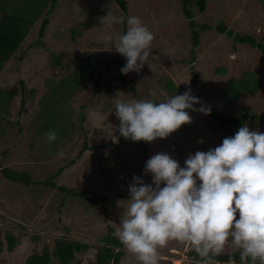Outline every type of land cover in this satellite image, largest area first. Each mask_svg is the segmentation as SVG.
<instances>
[{
	"label": "rangeland",
	"instance_id": "374dc122",
	"mask_svg": "<svg viewBox=\"0 0 264 264\" xmlns=\"http://www.w3.org/2000/svg\"><path fill=\"white\" fill-rule=\"evenodd\" d=\"M180 3L181 0H130L127 13L122 11L116 0H58L49 16L43 44L37 43L42 23L40 18L18 51L0 70V86L3 90L11 91L8 112H0L2 166L29 171L33 179L39 181L47 180L52 174L55 175L52 182L57 186L83 187L91 195L100 192L126 193L134 175L151 182V176H145L141 166L152 155L168 152L183 165L189 153L207 151L226 137L225 130L210 114L190 110L192 122L183 124L167 138H157L154 142H134L120 137L118 143L112 144L110 137L115 134V128L119 134L120 123L115 116V109L108 104L102 107L97 97L92 98L94 87L103 90L100 87L107 85L103 80L100 81L101 85H97V81L95 85L85 80L80 88L83 94L89 93L88 99L81 98L82 92L78 98L75 97V101L72 98L73 106L68 108L65 117L59 116L57 108L45 103L40 109V98L48 82L54 86L61 84V77L67 71L60 69L54 53L65 55L62 60L64 64L70 65L69 71L78 65V56L86 58L93 55L98 58V64L89 68L88 72L94 69L97 70L95 72H102L105 75L102 79L116 74L118 66L107 64L112 62L117 52L106 49L112 46V42L106 41L105 37L111 34L113 39L117 38L126 30V23L103 27L99 18L111 10L115 15L139 17L155 35L154 70L145 64L139 73H128L142 95L148 86L152 91L155 87L160 100H164L161 93L166 97L183 93L193 82L191 71L195 68L205 103L226 116H237L244 112L256 114L263 121L248 118L246 123L250 129L264 132V85H261L264 82V52L245 43H241L239 49L234 51L233 39L215 28L221 21H226L233 32L249 33L264 39V0H207L208 8L203 12L199 7H192L195 22H199L196 29L200 32V44L195 47L197 59L194 62L190 60L193 47L190 19L183 14ZM202 24H208L209 28L202 30ZM74 29H80V33L73 35ZM222 66L226 67L223 73L218 70ZM250 67L258 75L256 83L261 85L260 91L255 95L244 93L239 102L242 104L238 106L225 103L223 97L220 99L221 84L225 87L231 78L237 81L241 69L250 72ZM215 75L218 76L216 80ZM251 79L254 83L253 77ZM21 80L29 88L25 92ZM212 80L216 81L215 89L211 87ZM124 88L122 84L115 88L113 107L115 100L120 97L134 100L132 92L124 93ZM32 89L35 92H31ZM2 98L4 95L0 94V101ZM49 99L48 102H54L51 97ZM42 107L45 111L40 117L36 110L41 111ZM71 113L72 118L69 116ZM44 115L47 117L44 118ZM84 115L85 119H82ZM65 118L73 120L74 123L69 121L73 129L63 136L64 145L58 144L57 149V141L63 132H57V139L52 142L46 139L45 134L53 127L56 130V126ZM243 125L235 129L238 131ZM85 143L89 147L80 154ZM73 158L74 163L64 166L65 169L58 173L61 165ZM102 165H109V174H120L109 178L101 170ZM57 186L37 189L35 185L28 187L22 183L16 184L10 182L0 170V264H24L35 251H42L47 246L52 250L55 239L63 236L90 244L88 249L77 253V258L82 263L93 261L97 246L101 244L100 236L115 233L120 227L123 210L117 201L125 198L110 199L105 203L106 211L102 208L103 204L89 210L91 205L83 198L65 196ZM111 228L115 231H111ZM11 233L19 236V244L13 251H9L7 242V234ZM123 249L125 252L118 264H141L134 253L124 246ZM236 250L234 246L226 247L223 253ZM159 251L163 258L162 264H188V260H185L188 258L187 251L194 252L190 242L178 240L169 241ZM54 261L57 263L58 260L54 258Z\"/></svg>",
	"mask_w": 264,
	"mask_h": 264
},
{
	"label": "clouds",
	"instance_id": "9594fccd",
	"mask_svg": "<svg viewBox=\"0 0 264 264\" xmlns=\"http://www.w3.org/2000/svg\"><path fill=\"white\" fill-rule=\"evenodd\" d=\"M99 19L105 28L126 23V30L117 38L111 34L105 37L112 42L106 49L126 60L122 74L139 73L145 64L153 69L155 35L139 17L115 15L111 10ZM150 96L115 100L113 109L120 123L119 134L115 128L110 137L114 143L120 137L134 142L167 138L192 122L189 110L206 115L212 111L191 87L164 100L156 91H150ZM45 135L52 142L58 133L51 129ZM143 171L151 176V182L140 175L132 177L128 198L117 201L123 211L115 232L141 264H162L159 249L171 240L190 242L203 258L187 251L188 264H213L216 260L247 264L215 258L231 246L251 264H264V132L245 123L217 146L189 153L183 165L162 151L146 160Z\"/></svg>",
	"mask_w": 264,
	"mask_h": 264
},
{
	"label": "trees",
	"instance_id": "16d2710c",
	"mask_svg": "<svg viewBox=\"0 0 264 264\" xmlns=\"http://www.w3.org/2000/svg\"><path fill=\"white\" fill-rule=\"evenodd\" d=\"M58 0H0V70H2L3 66L8 62L13 55L18 51V49L21 47L23 42L26 40L27 35L30 31V29L34 26V24L42 18V23L39 27V33H38V44H43V40L46 34V28L50 22L49 16L53 13V9L56 7ZM129 1L130 0H116L119 7L122 9V11L128 13L129 9ZM181 7L183 14L190 19V24L192 28V39H193V47H192V53L190 60L192 62L196 61L197 54L195 51V47L200 44V32L197 28V23L195 22V16L193 13L192 7L196 6L199 7L200 11L203 12L208 8L207 0H181ZM226 21H221L216 25V30L220 31L222 34H226L229 38L233 39V49L234 51L239 49V45L241 43L248 44L252 47L258 48L261 51L264 52V39H262L261 36L259 38L253 36L249 33H241L236 31H231L229 29V26ZM201 29H208V24H202ZM73 35H77L80 33V29H74ZM233 53V52H232ZM237 57V54L234 53ZM55 59L58 63V65L61 67L60 69L63 71H66V73L61 77L62 83L59 85L52 84V82H48L49 85L45 87V93L40 98V109L43 103L48 105L52 108H57L59 110V116L65 117L66 111L68 113V108L72 107L71 99L73 98L75 101V97L78 98L79 93L83 91L80 86L85 82L91 81V83L95 84V81H97V85L100 84V81L103 80L107 84L103 88V90L93 88L92 98H98L99 99V105L102 107L110 106L113 108V101H112V95L116 94L114 93L115 88L119 86V84H122L125 92H132L134 100L138 99H150L152 98L150 96V91H152V88L150 86L146 87V91L144 92V95H142L141 91L139 92L137 84L134 82L133 78H131L128 74H122L120 69L121 67L126 63L125 58L120 55L118 52L116 53L115 57L113 58L112 62L108 63L107 65H117L118 71L116 74L111 77H106L105 79H102V76H105L102 72H95L97 70H92V72H88L89 68L95 67L98 64V58L96 56H87L86 58L77 57L79 60L78 65L76 68L72 71H69V67L66 63H63V58L65 55L61 53H54ZM240 58V57H239ZM236 59V58H235ZM238 60V58H237ZM194 68V67H192ZM251 69V67H250ZM220 72H225L226 67L222 66L218 69ZM250 72L245 70L244 68L241 69V72L239 73V79L235 81L231 78L230 81H228V84L226 83V86L222 87V84L219 89L221 93H219V96H221L220 99H222L227 104H233L234 106H238L241 102L240 97L244 93H248L251 95H255L260 91L261 85H264V82L261 83L259 86L257 82L258 75L256 72L252 71ZM94 71V72H93ZM192 73V84L191 89L193 91L194 95H197L202 98L203 102L205 101V97L201 94L199 90V74L194 69L191 71ZM256 74V75H255ZM254 79V83L251 82V76ZM218 76L215 75V80ZM101 78V79H100ZM215 80H212L213 85H211L212 89L214 88V85L216 84ZM104 83V84H105ZM22 88L24 89L23 92H25L27 89L24 82L21 80ZM218 84V83H217ZM101 85V84H100ZM26 88V89H25ZM127 89V90H126ZM48 90V91H47ZM155 91V87L154 90ZM219 91V90H218ZM31 92H35V89H32ZM217 92V91H216ZM10 92L3 90L2 86H0V94L4 95V98L0 101V112H8V104L11 100L10 98ZM163 99H166L170 96H164L162 93L160 94ZM218 95V94H217ZM81 98L88 99L89 93H85L80 95ZM52 98L54 102L50 103L47 101V98ZM116 97V95H115ZM80 98V97H79ZM121 100H125L124 96L120 97ZM219 99V98H218ZM50 100V99H49ZM242 104V103H241ZM240 104V105H241ZM210 105V104H208ZM67 106V110H66ZM81 106H84V104H81ZM211 106V105H210ZM9 108V107H8ZM111 108V110H112ZM212 111L210 115L217 121L221 127L222 130H225V135H234L237 131L235 129L236 126L245 124L248 120V118L263 121L261 117H259L256 114H250L249 112H244L242 114H238L237 116H226L223 114H220L213 110V107L211 106ZM40 109L36 110V113L38 116L42 117L43 112L45 109L42 107V110ZM190 111V110H189ZM67 116V115H66ZM71 118L73 114L71 113L69 115ZM47 117V115H44V118ZM82 119H85V115L82 116ZM72 119L65 118L63 122L60 125L56 126L57 132H63L62 137L57 141V149L59 146L64 145L63 136L68 134L70 130L73 128L71 127L69 121ZM73 122V120H72ZM74 123V122H73ZM233 125V126H232ZM217 125H215V128ZM54 128V127H53ZM51 128V129H53ZM213 128V129H215ZM2 130L0 126V131ZM223 137V134H221ZM123 140V138H121ZM223 140V139H222ZM59 144V146H58ZM114 144V142H112ZM88 144L85 143L82 150H80V154L84 153V150L88 148ZM75 158L70 159L67 164L61 165L62 168L58 170V173L62 172L64 170V166H70L72 163H74ZM146 162L143 161V164ZM109 165H102L100 166L101 170L105 173L106 176L109 178L117 177L118 175H111L108 173L107 168ZM144 169V166H141ZM0 170L2 171L3 175L10 181L16 184L22 183L23 185H26L28 187H31L35 185L37 189L39 187L44 188L49 185L57 186L54 182H52L53 176L52 174L49 175L48 179L45 181H39L33 179V175L29 171H21L14 169L10 166H2V163L0 162ZM58 189L64 193L65 196H74V197H81L84 199L86 203L91 205L89 207V210L92 208H97L98 206L101 207V204H103V209L106 208V204L110 199L112 198H119L123 197L125 199L128 198V192L126 193H116V194H106V193H98L97 195H91L88 191H85L83 187L78 188H71L67 187L66 185L60 184L57 186ZM33 191H35L33 189ZM124 199V200H125ZM99 208V207H98ZM123 210V209H122ZM106 211V209H105ZM111 231L113 228H111ZM38 236V235H36ZM100 239V243L97 246V250L95 253V260L93 261H86L84 263L81 262L77 258V253L81 252L82 250H86L90 247V244L84 241L80 240H73L72 238H69L67 236L59 237L55 239V246L51 250L49 249V246L44 247L42 251H35L34 253L30 254L24 264H72V263H78V264H118L120 262L121 257L123 256L125 250L123 249V244L119 241V239L116 237L115 233H109V234H102ZM7 242H8V249L9 251H13L19 244V236L17 234H7ZM190 255L195 256L199 259H203L199 257V255L193 251L189 252ZM54 258H56L58 261L57 263L54 261ZM223 260H236V261H245L247 264H251V261L247 258L242 259L240 256L239 250H236L234 252L230 253H222L219 256L215 257ZM214 258V259H215ZM259 264V262H257Z\"/></svg>",
	"mask_w": 264,
	"mask_h": 264
},
{
	"label": "built area",
	"instance_id": "2783aa9c",
	"mask_svg": "<svg viewBox=\"0 0 264 264\" xmlns=\"http://www.w3.org/2000/svg\"><path fill=\"white\" fill-rule=\"evenodd\" d=\"M213 264H244V263H241V262H223V261H219V260H216L215 262H213Z\"/></svg>",
	"mask_w": 264,
	"mask_h": 264
}]
</instances>
